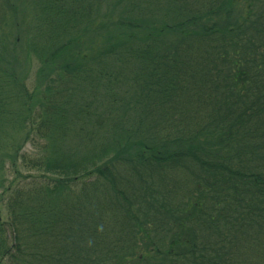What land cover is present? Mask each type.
I'll return each instance as SVG.
<instances>
[{"label":"trees","instance_id":"obj_1","mask_svg":"<svg viewBox=\"0 0 264 264\" xmlns=\"http://www.w3.org/2000/svg\"><path fill=\"white\" fill-rule=\"evenodd\" d=\"M17 6L0 264H264V0Z\"/></svg>","mask_w":264,"mask_h":264},{"label":"rangeland","instance_id":"obj_2","mask_svg":"<svg viewBox=\"0 0 264 264\" xmlns=\"http://www.w3.org/2000/svg\"><path fill=\"white\" fill-rule=\"evenodd\" d=\"M12 3H17V8L20 10L21 8H26V9H28V4L30 3V0H10ZM0 2H1V0H0ZM29 8H30V6H29ZM26 12H27V10H26ZM26 14V13H25ZM32 68H34L35 69V67H36V64L34 63V62H32ZM30 72H32L33 73V70L32 71H30ZM25 149L26 150H29V146L28 145H26L25 146ZM1 204V203H0ZM0 211H1V214H0V217H1V219L2 220H5V218H6V214H5V210H3V207H1L0 208Z\"/></svg>","mask_w":264,"mask_h":264}]
</instances>
